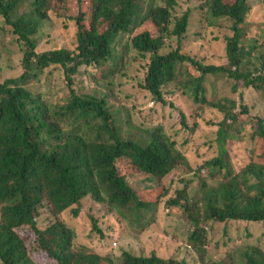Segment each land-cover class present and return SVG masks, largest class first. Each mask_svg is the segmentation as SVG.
I'll return each mask as SVG.
<instances>
[{
  "label": "trees",
  "instance_id": "1",
  "mask_svg": "<svg viewBox=\"0 0 264 264\" xmlns=\"http://www.w3.org/2000/svg\"><path fill=\"white\" fill-rule=\"evenodd\" d=\"M203 2L201 8L207 21L229 19L232 23L231 32L226 35L227 65L205 64L194 55L183 53L192 15L191 11L182 17L174 15L178 0H0V16L22 47L25 67L20 77L0 84L3 264H34L29 257L31 248L45 251L56 264H117L112 257L75 245L77 233L64 216L80 217L87 198L108 205L122 218L146 222L167 199L169 209L183 212L193 224L189 244L203 264H208L206 234L210 222H264V118L251 115L248 105L237 114L235 101L227 100L229 108L221 102L210 104L225 111L219 130L220 154L200 168L215 178L221 177L220 183L213 186L203 180L197 199L190 197L189 185L168 199L164 180L182 167L190 173L195 170L176 142L162 126L152 132L146 129L147 139H137L130 132L124 135L123 108L116 113L115 105L109 101V97L119 100L113 82L101 97L83 95L75 89V78L83 66L102 69L114 54L115 39L121 34H132L125 58L135 50L149 61L142 89L157 103L175 109L166 99L164 88L180 84L195 102L206 104L205 82L209 75L242 82L263 94L264 100V33L249 36L254 30L250 21L252 6L248 0ZM23 7L27 9L22 10ZM52 18L63 22L66 28L73 25L74 45L37 52L38 37ZM263 27L264 21L258 25ZM168 41L176 42L178 48L163 52ZM253 62L261 64L258 75L251 71ZM185 65L192 66L197 75L190 69L185 72ZM51 66L61 67L70 90L67 101L56 105L48 103L41 94L32 93L23 83L31 73L37 78ZM129 111L126 108L128 122ZM185 115L181 112L182 124L189 128ZM228 120L232 124L254 121L257 125L253 130L257 143L253 160L241 170H236L227 158V142L237 138ZM191 131L195 132V127ZM145 178L151 181L150 187H143ZM45 209L53 221L42 229L37 219ZM94 222L95 231L104 236L99 221ZM20 231L32 232L34 237L25 239ZM233 252L229 253L232 258ZM243 256L246 264H264L260 247L247 248ZM118 259V264H186L156 253L138 256L125 251ZM209 264L229 263L220 259Z\"/></svg>",
  "mask_w": 264,
  "mask_h": 264
},
{
  "label": "rangeland",
  "instance_id": "2",
  "mask_svg": "<svg viewBox=\"0 0 264 264\" xmlns=\"http://www.w3.org/2000/svg\"><path fill=\"white\" fill-rule=\"evenodd\" d=\"M178 1L179 5L174 15L182 17L188 11H191L192 15L189 36L183 42V53L192 54L205 64L227 65L226 35L231 32L232 26L229 19H220L217 23L214 20L207 21L206 13L201 8L204 0ZM161 3H164V0H161ZM248 3L253 9L250 21L254 24V30L249 34L253 37L261 32L264 33V27L258 28V25L264 21V0H248ZM25 9L27 8H22V10ZM132 37V34H121L115 39L114 54L102 69L96 66H83L81 73L75 78V89L83 95L101 97L108 91L106 87L113 82L115 96L119 100L116 97H109V101L113 106L115 105L113 109L116 113L119 108H123L121 117L124 135L130 132L137 139H147L148 137L144 134L146 129L152 132L162 126L195 169L190 173L182 167L164 180L168 199L175 197L186 185L191 188L190 197L197 199L201 195L198 191L203 190V180L213 186H217L221 180V177L215 178L209 171L200 168L206 161L220 154L219 130L220 123L225 118V111L210 104L221 102L228 107L230 102L227 100L235 101L237 114L241 113L245 105H248L251 115L264 118L263 94L227 76L209 75L205 82L208 97L206 104L195 102L190 95L185 94L180 84H172L164 88L166 99L175 105V109L169 105L157 103L147 91L142 89L149 61L141 58L135 50L125 58L127 46ZM169 42L163 52L178 48L176 42L172 41L170 44ZM261 43H264V37ZM73 45V25L69 24L66 28L63 22L52 18L38 37L36 51L72 48ZM261 52L264 53V48ZM258 55L261 54L258 53ZM22 57V47L17 44L10 26L0 16V84L11 78L16 79L25 72ZM253 64L251 71H257L256 75H258L261 64L259 62H253ZM187 69L197 75L192 66L185 65L184 71L186 72ZM108 77L110 79L106 82ZM180 79H182L181 76ZM23 83L32 93L41 94L51 105L67 101L66 98L70 95L60 66H51L37 78H34L31 73L27 79L23 80ZM126 108L130 110L129 122L126 120ZM181 112L186 114V123L189 128L182 124ZM228 123L232 125L237 138L227 142L229 152L227 158L236 170H241L253 160V149L257 146L253 138V130L257 129V125L254 121L242 120L235 124L228 120ZM194 127L196 131L192 132L191 129ZM150 185L151 181L145 178L143 187H150ZM166 200L164 199L156 215L147 222L136 217V221L122 218L117 212L111 211L108 205L96 204L91 198L84 200L80 217L76 218L69 214L64 218L77 233L75 238L77 247H85L99 255L112 257L117 264L118 258L125 251L138 256L156 253L164 259L173 258L180 262L184 261L186 264H203L200 255L189 244V234L194 230L193 224L188 221L183 212L178 209H169ZM52 221L49 210L45 209L42 216L37 219V224L42 229H46ZM94 221H99L104 236L99 231H95ZM20 233H23L25 239L30 240L34 237L32 232L20 231ZM206 235L209 242L206 258L208 264L212 260L220 259L229 264H233V259L236 261L234 264H246L243 253L247 248L255 246L264 251V222H210L207 225ZM232 251H235L234 258L229 255ZM29 257L34 264H56L48 253L35 248L30 249ZM0 264H3L1 260Z\"/></svg>",
  "mask_w": 264,
  "mask_h": 264
}]
</instances>
